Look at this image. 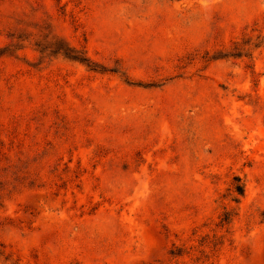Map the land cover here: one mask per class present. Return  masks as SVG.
I'll return each instance as SVG.
<instances>
[{"label": "rangeland", "instance_id": "1", "mask_svg": "<svg viewBox=\"0 0 264 264\" xmlns=\"http://www.w3.org/2000/svg\"><path fill=\"white\" fill-rule=\"evenodd\" d=\"M0 264H264V0H0Z\"/></svg>", "mask_w": 264, "mask_h": 264}, {"label": "trees", "instance_id": "2", "mask_svg": "<svg viewBox=\"0 0 264 264\" xmlns=\"http://www.w3.org/2000/svg\"><path fill=\"white\" fill-rule=\"evenodd\" d=\"M236 192H238V194H242V189H241V187L237 186V187H236Z\"/></svg>", "mask_w": 264, "mask_h": 264}]
</instances>
